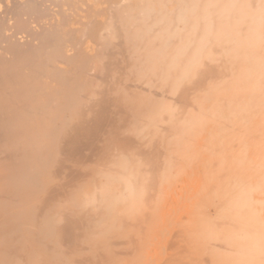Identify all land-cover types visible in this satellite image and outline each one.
Returning <instances> with one entry per match:
<instances>
[{
  "label": "bare ground",
  "instance_id": "1",
  "mask_svg": "<svg viewBox=\"0 0 264 264\" xmlns=\"http://www.w3.org/2000/svg\"><path fill=\"white\" fill-rule=\"evenodd\" d=\"M139 1L81 0L76 4L75 0H0V247L7 243L9 223L16 218L9 204L10 174L19 173L20 184L31 180L35 185L43 165L51 164L48 180L41 181L39 217L46 207L56 204L59 209L40 224H47L48 232L60 243L58 250H69V254L70 250H85L78 243L84 236L80 230L89 219L77 214L68 201L60 210V198L67 200L71 191L50 185L61 174L67 184L72 179L75 182L80 174L73 170L75 164L83 166L93 157L100 158L113 141L124 151L135 148V154L146 160L147 164L142 162L148 166L149 177L143 187L147 188L148 203L156 198L154 225L144 256L127 258L130 251L108 252L105 248L95 254L99 264H215V74L220 72L217 60H221L217 55L222 51L231 60L235 16L240 31L247 13H238L234 0H215L206 8L210 16L197 27L201 31L196 41L189 43L194 47L164 50L169 52L168 80L146 88L136 82L141 57L136 43L129 39L148 36L139 32L150 27L155 17L149 0H142L143 9L135 10ZM158 62L155 60L152 68L164 63ZM119 69L129 70L121 76L120 72L117 75ZM108 78L120 88L108 84ZM94 79L98 85L93 86ZM114 90L126 98L125 106L118 102V96H112ZM143 93L150 97L143 100ZM155 98L159 100L154 102ZM141 101L145 110L155 109L138 117L148 135L147 143L113 131L118 129L115 113H134ZM38 113H77L68 115L57 132L51 162H47V154L49 149L51 153L50 131L55 124L52 116L45 117L47 138L42 122L36 119ZM219 121L222 124L224 119ZM20 138L23 141L14 143ZM125 188L114 186L110 193L116 194V199L109 205L105 200L101 211L109 212L118 202L124 203ZM164 192V209L157 212ZM24 216L26 213H20L17 218ZM38 223L34 220L31 228L35 230ZM123 225L127 227L125 222ZM3 251L7 252L6 248ZM118 255L124 257L118 259Z\"/></svg>",
  "mask_w": 264,
  "mask_h": 264
},
{
  "label": "rangeland",
  "instance_id": "2",
  "mask_svg": "<svg viewBox=\"0 0 264 264\" xmlns=\"http://www.w3.org/2000/svg\"><path fill=\"white\" fill-rule=\"evenodd\" d=\"M80 1L75 0V3L79 4ZM141 1L135 3V10L143 9L145 4L140 3ZM148 2H152L155 19L152 20L150 27L140 30L139 33L149 34V39L148 36H140L129 40L136 43L135 47L141 57L136 82H142L146 88H151L168 80L170 63L166 58H169V52L163 51L194 47L189 43L196 41L201 31L197 27L203 23L204 18L210 16L206 8L215 0H149ZM234 5L238 13L245 11L247 18L246 22H243L242 29L237 31L236 25L239 22L235 16L232 51L230 48L231 60L228 61L227 54L222 51L217 55H220L221 60H217V70L220 72H217L218 75L215 74V157H217V160L215 158V264H264V0H234ZM93 41L94 39L91 45H94ZM181 43L183 45H180ZM124 55H126L125 51ZM157 59L158 63H164L160 68L154 69L152 66ZM128 70L119 69L117 75L123 76ZM92 72L91 74H96L98 71ZM96 81L98 79L93 80V86ZM108 81V84H112L114 88H120L109 78ZM98 84L99 82L96 85ZM90 88L94 87L90 86ZM114 91L112 96H118V102L125 106L126 98L120 90ZM141 97L145 100L150 96L143 93ZM158 100L159 98H155L153 101ZM143 103L144 101H141L140 104H136L134 113H115L118 118V122L115 123L118 129L114 127V133L119 136H129L128 138L136 142L147 143L148 135L143 131L138 117L152 114L155 109L150 107L145 110ZM71 114L77 113H38L36 119L38 123L42 122L47 138L48 128L44 125L45 117L52 116L55 124V129L50 131L51 142L48 144L51 153L49 149L47 162L53 161L54 138L65 118ZM220 118L228 123L223 124L222 121L221 124ZM14 120L15 123L18 122L15 118ZM21 141L23 139L20 138L13 142ZM124 149L118 144L116 146L115 142L109 141L100 158L93 157L90 159L91 163L84 162L83 166L75 164L73 170L80 171L79 176L75 174L78 176V180L74 179L75 182L72 179L67 184L64 174L56 177V180L50 179L52 180L50 187H64L65 190L71 191L67 200L60 198V210L70 203L77 214L89 219L80 230L84 236L78 243L85 250H70L71 254L69 250L68 252L58 250L60 243L48 232L47 224H40L44 217L54 216L59 209L56 204L46 207L39 217V200L43 197L41 181L48 180L51 164L43 165L42 173L37 176L35 185H32L31 180H25L20 184L19 173L12 172L9 177L11 190L9 204L11 210L16 213V218L9 223L7 243L0 247V264H76L75 261L77 264H99L96 255L102 250L105 251V248L108 252L130 251V256L128 254L127 258L136 259L140 255L144 256L151 240L156 198H152L154 202L150 198V203L146 199L148 192L143 185L149 174L146 172L148 166L144 156L136 155L135 148L125 151ZM228 150L232 154L228 155ZM253 167L255 170L252 169ZM103 168L105 172L100 170ZM110 170L116 171L118 175H113L115 174L113 172L109 174ZM117 185L126 187L123 193L124 203L118 202L117 207L108 210L109 212L101 211L105 200L109 205L116 199V194L113 195L110 191ZM166 196L165 192L161 195L157 212H160L161 208L164 209ZM145 202L148 204L147 207ZM122 210L124 214L119 216ZM20 213H26V216L18 219L17 215ZM119 217H122V222ZM146 217L149 218L148 221ZM22 220L27 221L29 225L25 227ZM34 220L35 224L39 222L35 230L31 228ZM123 221L127 229L123 228ZM1 248L3 250L6 248L8 253ZM55 249L59 253H55ZM84 257L89 259L84 260ZM123 257L117 256L118 259Z\"/></svg>",
  "mask_w": 264,
  "mask_h": 264
}]
</instances>
